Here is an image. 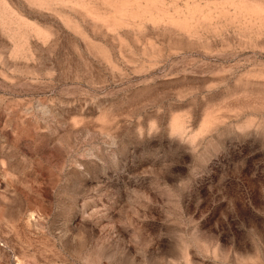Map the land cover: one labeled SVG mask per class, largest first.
Returning a JSON list of instances; mask_svg holds the SVG:
<instances>
[{
  "label": "rangeland",
  "instance_id": "obj_1",
  "mask_svg": "<svg viewBox=\"0 0 264 264\" xmlns=\"http://www.w3.org/2000/svg\"><path fill=\"white\" fill-rule=\"evenodd\" d=\"M0 264H264V0H0Z\"/></svg>",
  "mask_w": 264,
  "mask_h": 264
}]
</instances>
